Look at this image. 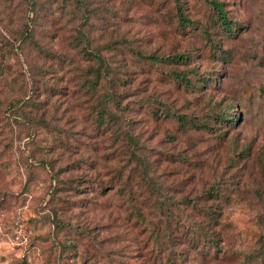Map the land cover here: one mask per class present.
Masks as SVG:
<instances>
[{
  "label": "rangeland",
  "instance_id": "1",
  "mask_svg": "<svg viewBox=\"0 0 264 264\" xmlns=\"http://www.w3.org/2000/svg\"><path fill=\"white\" fill-rule=\"evenodd\" d=\"M100 1L87 28L94 44L114 41L103 52L121 78L101 114L76 92L81 71L52 62L65 51L84 67L79 37L71 47L83 8L34 0L43 19L29 44L17 38L30 0H0V264H264V0H216L230 33L208 0H181L190 26L173 0ZM185 68L209 76L202 91L172 78ZM224 108L233 121L215 129Z\"/></svg>",
  "mask_w": 264,
  "mask_h": 264
},
{
  "label": "trees",
  "instance_id": "2",
  "mask_svg": "<svg viewBox=\"0 0 264 264\" xmlns=\"http://www.w3.org/2000/svg\"><path fill=\"white\" fill-rule=\"evenodd\" d=\"M94 1L96 0H73L74 5L80 6L81 8H83V10L81 11L82 16L80 18V24L77 27V29H75V35L72 36L74 37L75 40L73 42V45L71 44L72 45L71 47L74 49V51L77 50V46H75V43H76V38L79 37L82 44L80 45V47H78V51L81 54H83L82 62H85L84 67L80 65L81 62L75 58L74 53L67 54L65 51H63L60 54H56L55 57H53L54 54H52L51 57H53L52 62L54 61L56 63L55 64L56 71L58 72L59 75L61 73H64L67 70L81 71V78L79 79L81 86L79 85L80 88L76 92L80 94L81 89L85 87V89L90 93V95H93L95 107L98 113L101 114L106 111V105L108 102L112 103L114 106L117 105L116 96L118 94L115 92L112 93L111 88H114L116 81H119V79L121 78L120 76L113 75L114 72L108 66V63L105 60L106 59L105 54L103 52L106 49L109 51L113 50L114 44H115L114 41L113 40L107 41L103 44H94L93 41H91L92 34L90 33V30L87 28L88 26L87 24L90 18L92 17V15H94L96 11L98 10L95 6H93ZM65 2L68 3V0H61V2L57 4V10L61 13L66 11V10L64 11L62 10L67 7V5H65ZM97 3L101 4V1L98 0ZM205 3L206 5L210 7V9L213 12L212 20L220 23L222 27L225 28V31H227V33H230L232 30L230 28L231 24L228 21L225 11L222 8V3L216 0H208ZM172 9H174V16L178 24H182V25L187 24L189 26L191 25L189 23H191L192 21L186 17V15L184 14L182 10L181 0H173ZM28 10H29V13H28L29 16L27 14ZM37 11H38V8L35 7L34 0H30L29 6L26 10L25 20L22 26L23 30L21 34L19 35V37L17 38V40L19 41L22 40L23 42H26L29 44L33 42L34 26L35 24L39 26L42 25V19H43L42 16H39L37 14ZM106 11L107 13H111L110 10L108 9ZM110 45L113 47V49ZM39 48L44 49L45 47L43 48L39 47ZM133 53L136 56H138L140 59H145L148 61H163V60L168 61L170 60V61L180 62V61H183L184 59H187L186 56H183L184 54L182 53L167 55L165 57H162L161 55H154V54H143L142 52H139V51H133ZM170 74L174 80H176L178 83L183 85L184 89H188L189 91H193V92L202 91L203 85L209 79V76H207L206 74H198L193 68H185L179 71L173 70V71H170ZM188 75L189 76L191 75L193 79L192 78L190 79ZM0 79H3V80L5 79L3 71L1 70H0ZM56 79L57 78H51L50 81L51 82L53 81L55 83ZM27 80L28 79H26V83H27ZM8 81L9 80L7 79L4 80L5 84L8 83ZM19 88L20 87H18L17 89ZM26 96L27 97L25 98L28 99L29 96L28 95ZM18 101L21 102L23 107L27 105V102L24 103L25 101H23V98L21 100L16 99V102ZM16 106H17V110L15 114H17V111L19 108V112L24 113L22 117H28V116H25V110L18 107V103ZM32 109L33 108H30L28 111H30L31 113ZM230 111L232 110H231V107L229 106V112ZM159 113L162 116H168V117L174 118L178 122L179 125H182L184 127L185 126H190L193 128H197L198 126L207 127V128L210 127L204 121H201L198 119L195 120L193 116L188 117L185 114H178L172 110H169L168 108L164 106L159 108ZM226 113H228V111H225V108L219 109V110H213V112L211 113V117L212 119H217L216 121H213L215 124H217L215 125V129L219 130L220 125L222 123H227V122L229 123L233 121L232 118L225 117ZM99 117H101V120L103 122L102 116H99ZM107 123L108 121L105 122V124ZM221 136H222V133L216 134V137H221ZM30 141H32V139ZM102 186L103 185H101V187ZM74 187H75L74 185H70L71 189L76 190V188ZM137 216H139V214H137ZM209 232H210L209 230H202V235L205 237L206 242H208L207 245L213 248L214 251H217L220 249L219 239L218 238L216 239L215 237L211 236ZM104 243L105 241H103L102 237L96 240V243H95L96 249L100 250V246H101L103 250L105 251L106 246L104 245ZM195 247H197V245H194V248ZM260 248L263 249L264 251V235L260 237ZM202 249L203 248H199L198 251H201ZM205 254L207 255V251ZM172 264H175V263H172Z\"/></svg>",
  "mask_w": 264,
  "mask_h": 264
}]
</instances>
